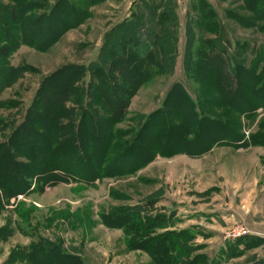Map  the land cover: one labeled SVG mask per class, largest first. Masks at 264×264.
I'll use <instances>...</instances> for the list:
<instances>
[{
  "label": "rangeland",
  "instance_id": "1",
  "mask_svg": "<svg viewBox=\"0 0 264 264\" xmlns=\"http://www.w3.org/2000/svg\"><path fill=\"white\" fill-rule=\"evenodd\" d=\"M28 1L36 3L34 8H28ZM256 1L0 0V47H10L8 58H0L4 64L0 70L16 75L0 90V141L30 108H51L44 105L49 94L63 89L72 93L61 108L66 113L63 122L81 108H97L101 117L110 119L107 109L125 108L124 117L113 122V137L120 146L154 112L162 110L163 115L178 104L188 108L192 101L221 121L238 120L240 132L250 140L264 122V107H257L251 118L227 114L224 106L215 108L216 88L207 76L219 72L223 77L227 57L244 67L246 47L252 42L260 56L264 19L258 18L261 0ZM143 4L156 11L163 28L155 44L163 51L164 65L152 56L138 59L131 49L126 25L140 20ZM68 5L76 11L69 13ZM12 8L17 9L19 27L14 25ZM53 12L54 18L23 23L31 13ZM48 29L56 38L42 49ZM24 36L37 40V45L23 43ZM214 52L222 61H211ZM94 87L100 89L97 94ZM113 87L118 90L112 91ZM183 91L192 101L182 97ZM169 93L173 95L168 103ZM195 125L194 121L191 126ZM204 136L203 142L212 140L214 131L205 129ZM134 155L126 158V172L91 183L70 180L41 189L34 181L29 190L12 197L0 191V264H43L33 250L49 245L78 258L74 260L79 264H153L150 251L135 243L142 236L168 230L185 231L182 239L192 246L194 264H223L230 259L216 256L225 239H258L262 242L255 247L264 250L262 146L216 145L200 156L157 154L146 166L127 172ZM121 213L128 217L122 226L105 223L106 217ZM243 247L238 244V249Z\"/></svg>",
  "mask_w": 264,
  "mask_h": 264
},
{
  "label": "trees",
  "instance_id": "2",
  "mask_svg": "<svg viewBox=\"0 0 264 264\" xmlns=\"http://www.w3.org/2000/svg\"><path fill=\"white\" fill-rule=\"evenodd\" d=\"M254 1L257 2L247 0L251 4ZM26 4L28 8L31 7L30 9L36 5L33 1H28ZM258 4L261 8L259 11L261 15L258 18L264 19V0ZM10 11L14 25L19 27L17 9L12 8ZM75 11V8L69 6V13ZM251 11L256 12L254 9ZM139 14L141 16L138 22L125 24L131 31L130 44L133 54L141 60L152 56L156 63L164 65L163 51L155 44V41L163 35L158 14L147 4H143ZM54 15V12L49 15L50 17L46 14L37 16L31 13L23 23L37 24L44 18H54ZM71 22L73 26L74 22ZM52 33L53 30L48 29L42 49L50 46L55 40L56 36L51 35ZM22 42L30 45L38 43L34 38L26 40L25 36L22 37ZM9 52V46L0 47V58L7 59ZM246 53L248 60L244 67L234 65L231 63L232 59L227 57L223 60V77L217 72V74H209L207 81L216 88L214 95H217L218 101L212 102L215 108L224 106L227 114L234 112L251 118L254 117L257 107H264V64L260 67L257 65L258 61L264 63V49L258 56L257 43L252 42L247 45ZM210 56L214 63L216 60L222 61L220 53L214 52ZM63 73L65 72L57 76ZM15 77L16 75L10 70L7 74L0 70V90L10 85ZM142 80L141 78L138 80L139 84ZM133 88H136V85ZM113 90L118 89L113 87ZM99 91L98 87L93 88L94 94ZM224 92L226 94H223ZM71 94L67 89L51 92L44 104L51 108H30L23 121L4 141H0L2 195L12 197L24 193L32 187L34 181L35 186L40 185L43 189L46 185H56L70 180L91 183L96 178L119 175L126 172L123 170L125 168L123 165L124 163L127 165L126 158L132 153L135 154L134 162L126 167L127 172H135L146 166L157 154L166 157L181 153L200 156L216 145L264 148V122L259 126L260 130L250 135V140H247L240 132L242 128L237 124L238 120L226 118L221 121L215 116L204 113L203 110L195 107V103L186 91L181 95L190 99L192 105L183 108L182 104H178L176 108L166 111L163 115L162 110L154 112L149 122L147 121L126 145L120 146L113 137V122L124 117L125 108H113L115 111L107 109L113 119L101 117L97 108H81L70 121L63 122L66 113H63L61 108L70 100ZM171 95L173 94H168V103ZM112 102L114 103L115 100L112 99ZM194 121L196 125L192 127ZM205 129L213 130L214 137L203 142ZM105 219H107L105 223L120 227L128 217L121 213ZM133 226H137V223ZM184 232L176 233L174 230H168V233L154 234L145 239L142 236L144 240L140 238L135 246L150 251L153 264H194L196 257H191L192 246L187 240L182 239ZM241 242L244 244V249H251L260 245L262 241L254 238L240 239L229 246V256L241 254L238 249V244ZM33 252H37L36 255L43 264H79L74 260L78 258L68 257L52 245ZM33 252L31 251L30 254Z\"/></svg>",
  "mask_w": 264,
  "mask_h": 264
},
{
  "label": "crops",
  "instance_id": "3",
  "mask_svg": "<svg viewBox=\"0 0 264 264\" xmlns=\"http://www.w3.org/2000/svg\"><path fill=\"white\" fill-rule=\"evenodd\" d=\"M253 234V233H252ZM253 235H259V233L257 234H253ZM255 237V236H252ZM209 238H207L208 240ZM233 241V242H232ZM234 241H237L236 239H225L222 243H221V247L218 249L217 251V257H221V256H227L229 254V246L233 243H235ZM264 246V245H262ZM239 251H241V254L238 255H228V257L230 259H228L226 262H224L223 264H256L259 262H263L264 263V250L262 248L258 249L256 247L251 248V249H244L240 248ZM213 256V255H212ZM219 260V259H218Z\"/></svg>",
  "mask_w": 264,
  "mask_h": 264
}]
</instances>
